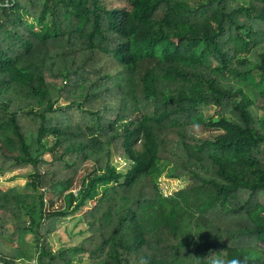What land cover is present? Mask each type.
<instances>
[{
    "label": "trees",
    "instance_id": "obj_1",
    "mask_svg": "<svg viewBox=\"0 0 264 264\" xmlns=\"http://www.w3.org/2000/svg\"><path fill=\"white\" fill-rule=\"evenodd\" d=\"M213 252L264 264V0H0V264Z\"/></svg>",
    "mask_w": 264,
    "mask_h": 264
},
{
    "label": "rangeland",
    "instance_id": "obj_2",
    "mask_svg": "<svg viewBox=\"0 0 264 264\" xmlns=\"http://www.w3.org/2000/svg\"><path fill=\"white\" fill-rule=\"evenodd\" d=\"M213 109L214 108L211 106H205V105L201 106V111L205 115L211 114ZM193 128L198 134H205L207 132L206 129L200 128L198 126H194ZM45 143L47 145L48 143H50L49 137L45 139ZM113 162L117 165V168L121 169L122 171H124L127 167L125 158L121 156L114 155ZM88 168L89 165L81 169V171L78 173L76 177L77 182H79L82 178L85 177V173L88 171ZM29 170H30V166L19 169L16 172L18 173V175L13 176V178L10 181L17 184L21 190H25V188L22 185L26 178V176L24 175H26V172H28ZM184 184H185V180L183 178L160 177L159 179V187L162 193L164 194L169 193L172 189L180 188ZM76 189L77 187L75 186L73 191H76ZM58 205L59 204L57 203L56 206L58 207ZM79 217H80V212L77 211L65 217H61L54 222V229L47 236V240L53 249H56L60 246H71L73 244H76L84 236L87 235V232L85 231V225L80 221ZM28 237L32 239V236L29 235ZM85 262H86V258L84 257L82 259L76 258L72 264H84ZM18 264H29V263L20 260L18 261Z\"/></svg>",
    "mask_w": 264,
    "mask_h": 264
},
{
    "label": "clouds",
    "instance_id": "obj_3",
    "mask_svg": "<svg viewBox=\"0 0 264 264\" xmlns=\"http://www.w3.org/2000/svg\"><path fill=\"white\" fill-rule=\"evenodd\" d=\"M186 232H191L194 234L198 233L193 231L191 226L186 229ZM207 264H248V261L244 256H233L231 258H226L223 255H216V252H213V254L208 257Z\"/></svg>",
    "mask_w": 264,
    "mask_h": 264
}]
</instances>
